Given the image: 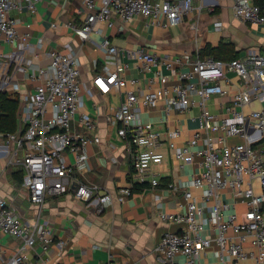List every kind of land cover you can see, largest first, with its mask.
I'll list each match as a JSON object with an SVG mask.
<instances>
[{
  "label": "built area",
  "instance_id": "2783aa9c",
  "mask_svg": "<svg viewBox=\"0 0 264 264\" xmlns=\"http://www.w3.org/2000/svg\"><path fill=\"white\" fill-rule=\"evenodd\" d=\"M24 1L34 11L39 0ZM84 4L85 20L71 24L82 39L90 38L98 22L113 27L116 17L127 24L143 16L153 24L171 27L195 9L193 0H84ZM13 8L22 9V0H0V46L3 41L29 44L30 33L19 34L17 19L10 14ZM233 11L242 22L264 25V0H234ZM216 28L222 30L223 22L217 21ZM100 46L108 56L91 84L83 80L79 52L70 43L66 51L50 50L47 65L36 67L28 58L17 68L21 82L30 81L33 86L25 89L21 82L14 84L20 94L23 126L6 134V147L0 152L6 153L7 167L22 172L29 203L39 209L36 221L28 224L0 194V235L19 240L13 253L0 245V264H55L44 254L53 244L62 250L66 241H55L52 227L41 219L48 197L71 191L76 199L87 202L94 196L95 187L80 182L73 167L86 164L89 145L102 142V107L95 103V114L87 111L84 90L93 99L97 92H125L122 103L104 114L117 126L119 138L136 151L133 178L120 189L121 201L132 195L136 184L160 187L153 166L164 162L160 148L166 143L181 167L191 163L199 167L191 179L163 187L181 194L185 201L183 211H159L162 221L177 226L165 231L157 246L164 264H200L207 252L219 264H264V54L249 48L243 56L229 60L189 52L159 56L142 47L113 45L108 38ZM8 59L9 54L0 51V77ZM129 60L138 63L147 89H140L137 78L128 77ZM228 72L237 76L238 89H225L220 82ZM213 97L221 98L217 113L209 108ZM143 106L162 107L168 116L197 106L198 128L180 144L181 130L157 129L143 119ZM231 137L241 141L231 144ZM68 152L75 156L74 164L67 160ZM195 189L201 194L196 195ZM226 190L230 193L225 196ZM112 198L110 192L102 194L99 211Z\"/></svg>",
  "mask_w": 264,
  "mask_h": 264
},
{
  "label": "crops",
  "instance_id": "0c3cea01",
  "mask_svg": "<svg viewBox=\"0 0 264 264\" xmlns=\"http://www.w3.org/2000/svg\"><path fill=\"white\" fill-rule=\"evenodd\" d=\"M233 2L234 0H193L195 9L185 16L181 24L171 27L153 24L151 19L143 16H137L127 24L116 17L113 27L98 22L90 38L82 39L71 24L80 25L85 20L84 0H39L34 11L22 0L23 8H13L10 14L17 19L19 34L30 33L29 44L21 45L18 42L11 45L6 41L2 42L0 51L9 54V59L6 60L0 77L1 91L12 97L17 96L20 100V94L14 88V84L21 82L17 68L28 58L33 59L36 67L47 65V53L52 49L66 51L67 43L78 50L82 62V78L89 84L108 56L100 46L106 38L113 45L142 47L159 56H176L189 52L205 57L216 53L219 58L229 60L236 53L243 56L249 48L264 54V25L240 22L244 31L235 32L230 28L235 17ZM217 21L223 22L222 30L216 28ZM129 62L128 77L137 78L140 89H147V80L138 63L135 60ZM220 82L225 89H238V78L234 73H226ZM21 83L25 89L33 86L30 81L22 80ZM128 88L132 89L133 86L129 85ZM84 96L87 111L95 114V103L102 107L103 114L99 119L102 142L89 145V161L73 167L80 182L95 187L94 196L87 202L76 199L71 191L63 196L48 197L41 219L52 227L54 240L63 239L66 246L59 250L53 244L44 256L55 264H106L109 261L115 264H164L157 246L164 232L177 229V226L165 223L158 214L160 210L167 213L183 211L185 201L181 194H171L163 187L171 181L191 179L199 167L197 163L181 167L166 143L160 148L165 155L164 162L153 166V171L160 178V187L154 188L150 183L136 184L132 195L121 201L118 197L120 189L127 187L133 178L136 151L119 138L117 126L109 123L104 114L122 103L125 92H97L93 99L84 90ZM220 101V97H213L209 108L215 113L219 112ZM19 110L18 130L23 126ZM199 114L200 108L197 106L187 113L174 111L170 116L162 107L149 109L143 106L142 116L161 131L179 128L181 134L178 142L182 144L197 130L199 122L194 117L198 118ZM240 141L239 137L228 139L231 144ZM6 143V134L0 130V148L6 147ZM5 155V152H0V194L8 199L28 224H32L36 221L35 215L39 207L29 203L27 189L16 179L19 171L7 167ZM66 156L69 163L74 164L75 156L69 152ZM75 186L76 184L72 188ZM20 188L25 195L20 193ZM106 192L111 193L113 201L99 211V197ZM194 193L200 195L201 191L195 189ZM228 193L229 190L223 192L225 196ZM157 195L161 198H157ZM0 245L8 253H13L18 249L19 240L0 235ZM200 264L219 263L212 252H207L200 258Z\"/></svg>",
  "mask_w": 264,
  "mask_h": 264
},
{
  "label": "trees",
  "instance_id": "16d2710c",
  "mask_svg": "<svg viewBox=\"0 0 264 264\" xmlns=\"http://www.w3.org/2000/svg\"><path fill=\"white\" fill-rule=\"evenodd\" d=\"M230 45L232 46V44ZM202 53L205 55V50H203ZM210 55H213V54H210ZM238 56L239 55L236 53L233 55L232 58H235ZM213 57L219 58L218 54L216 53L214 54ZM219 59H222V58H219ZM19 103H20V100L17 96L12 97L8 95L7 92L0 91V130L4 134L15 132L19 128L18 127L19 118L17 115L18 110L20 108ZM22 176H23L22 172L19 171V173L16 174V179L19 182H22Z\"/></svg>",
  "mask_w": 264,
  "mask_h": 264
},
{
  "label": "rangeland",
  "instance_id": "374dc122",
  "mask_svg": "<svg viewBox=\"0 0 264 264\" xmlns=\"http://www.w3.org/2000/svg\"><path fill=\"white\" fill-rule=\"evenodd\" d=\"M240 22H242V21H240L238 18L234 17L233 21H232V23L230 25V28L234 29L235 32H239L241 30L244 31L245 29H244V27L242 26V24ZM235 32H233L234 35L236 34ZM19 191H20V193L24 194V192L21 190V188L19 189Z\"/></svg>",
  "mask_w": 264,
  "mask_h": 264
}]
</instances>
